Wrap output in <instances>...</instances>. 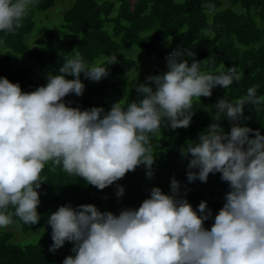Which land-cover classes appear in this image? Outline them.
Returning a JSON list of instances; mask_svg holds the SVG:
<instances>
[{"label":"clouds","instance_id":"obj_1","mask_svg":"<svg viewBox=\"0 0 264 264\" xmlns=\"http://www.w3.org/2000/svg\"><path fill=\"white\" fill-rule=\"evenodd\" d=\"M36 2L0 0V32L15 33ZM205 8L215 10L214 5ZM185 55L194 53L172 52L166 72L134 86L137 100L126 106L118 101L107 113L101 107H69L64 98L83 96L81 75L94 82L107 77V65L118 63L116 55L89 64L76 52L65 58L58 75H48L46 86L30 93L0 77V228L12 225L13 217L31 226L39 223L37 190L46 183L42 173L49 163L99 190L141 165L152 178V137L162 126L188 128L201 97L210 98L214 88L228 89L243 77L235 66L219 74L205 72L201 64L209 59L189 63ZM126 76L129 80L132 70ZM257 88L232 101L219 100L216 123L181 149L184 158L190 157L189 182L207 183L210 174L219 173L229 186L210 230L204 226L212 217L207 203L194 210L173 178L171 194L154 187L138 209L119 215L90 204L59 207L47 220L53 240L49 251L73 243L75 255L63 264H264V135L235 123L246 105L264 104ZM224 117L234 122L227 134L219 123ZM124 192L118 186L117 196Z\"/></svg>","mask_w":264,"mask_h":264},{"label":"trees","instance_id":"obj_2","mask_svg":"<svg viewBox=\"0 0 264 264\" xmlns=\"http://www.w3.org/2000/svg\"><path fill=\"white\" fill-rule=\"evenodd\" d=\"M60 1L37 0L22 27L15 33L0 32V77L19 84L24 92L46 86L48 75H58L65 58L76 52L89 64L116 55L118 63L107 65L110 68L107 77L94 82L81 75L85 85L83 96L71 94L64 102L82 111L101 107L105 113L118 101L126 106L138 99L134 86L146 83L151 76V73L141 76L139 69L125 90L124 81L117 76L134 70L135 61L130 52L134 48L142 51L148 65L155 59L166 62L170 55L167 39L186 53H194L191 58L185 55L189 63L192 59H209L201 64V70L219 74L235 66L243 77L228 89L214 88L210 98L201 97L188 128L172 130L170 126H162L161 132L152 137L156 159L152 178L141 165L112 186L99 190L82 178L67 174L62 167L46 165L42 173L47 177L46 183L37 190L41 201L37 209L41 216L39 223L31 226L13 217L21 232L41 230V236L33 244L19 245L13 241L16 237L13 239L12 232L1 231L0 264H63L66 257L75 255L74 244L66 242L55 253L49 251L53 240L51 226L47 223L59 207L71 205L77 209L90 204L101 212L119 215L128 208L138 209L150 198L154 187L171 194L173 178L180 184L181 197L187 199L194 210L198 212L201 202L207 203L212 217L204 226L210 230L215 215L225 203L229 186L219 173L210 174L207 183L189 182L190 157L184 158L181 149L188 142H197L200 134L216 123L213 116L219 100L241 98L252 86H258L257 96H264V0H71L62 9L57 5ZM205 5H214L215 10L210 12ZM55 6L59 11H52L58 19L52 20L50 10ZM219 123L227 134L234 122L224 117ZM235 123L264 135V104L246 105L243 117ZM118 186L125 189L122 197L117 196Z\"/></svg>","mask_w":264,"mask_h":264},{"label":"rangeland","instance_id":"obj_3","mask_svg":"<svg viewBox=\"0 0 264 264\" xmlns=\"http://www.w3.org/2000/svg\"><path fill=\"white\" fill-rule=\"evenodd\" d=\"M70 1L71 0H62L57 5L60 7V9H62V8H65ZM52 10H54L55 12L59 11L57 6L52 8L50 11H52ZM41 13L43 14L44 12H41ZM41 13H37V15H40ZM60 16H61V11H60ZM50 18L52 20H55V18L58 19L53 11L50 14ZM42 19L45 21L44 18H42ZM166 44H167V47L169 49L170 54L172 52L180 49V48H177L176 46H174L173 44H171V42L168 39L166 40ZM130 53L133 54L131 58L135 61V68H134V70L132 69L133 70V72H132L133 76L129 80H125V78L127 77L126 74L121 75V76H117V79L124 81L123 86L125 87V90H127V88L130 86L133 78H135L137 76L139 69H141V72H140L141 76H147L150 73H151V75H160V74H162L168 70L167 61L164 62V61L155 59L152 64L148 65L145 63L144 54L142 51H140L137 48H134V49H132V51ZM1 231L12 232L13 233V239L16 237V240H17V241L16 240H13V241L19 245H27V244L35 243L38 240V238L41 236V233H42L41 230H37L35 232L23 233L20 231L19 226L16 223H13L12 225H10L6 228H0V232Z\"/></svg>","mask_w":264,"mask_h":264}]
</instances>
